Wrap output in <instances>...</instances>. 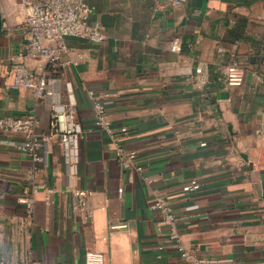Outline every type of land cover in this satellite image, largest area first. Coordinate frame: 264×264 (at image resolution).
Instances as JSON below:
<instances>
[{
    "label": "crops",
    "instance_id": "crops-1",
    "mask_svg": "<svg viewBox=\"0 0 264 264\" xmlns=\"http://www.w3.org/2000/svg\"><path fill=\"white\" fill-rule=\"evenodd\" d=\"M85 1L93 6L89 22L99 21L106 37L66 36L65 56L76 63L66 74L49 69L59 94L36 99L10 87L17 55L25 54L23 0H0V117L33 111L36 131L48 133L51 104L66 100L70 79L83 132L74 181L93 210L87 222L74 211L56 140L44 160L33 161L19 135L0 130V259L20 264L29 252L33 264H85L87 251H99L103 264H186L175 249L157 248L167 228L149 202L161 190L184 244L227 259L217 264H264V0ZM174 37L179 51L170 49ZM232 58L243 69L240 85L225 80ZM22 59L33 73L46 67L42 57ZM197 66L208 82H198ZM87 89L102 99L113 134L137 150L140 170L117 161ZM189 178L200 187L183 190ZM32 183L40 186L27 214L17 198Z\"/></svg>",
    "mask_w": 264,
    "mask_h": 264
},
{
    "label": "built area",
    "instance_id": "built-area-1",
    "mask_svg": "<svg viewBox=\"0 0 264 264\" xmlns=\"http://www.w3.org/2000/svg\"><path fill=\"white\" fill-rule=\"evenodd\" d=\"M183 0H167L166 5H177ZM24 17L22 29L25 36V54L19 53L13 68L12 88H27L36 99L54 98L59 94L60 84L48 74V71L68 73L71 60L65 56L68 51L65 42L66 36H76L90 41L100 42L106 37L102 24L99 21L89 22V16L93 6L85 0H23ZM172 51L180 50L177 37L170 41ZM220 49V48H219ZM42 57L46 67L40 72H31L23 56ZM81 57V56H79ZM198 82H208V71L203 66L194 69ZM225 80L229 85H240L243 81V69L236 58H232L225 68ZM66 100L53 101L51 104L49 131L42 134L36 131L37 117L33 111H28L22 116L0 117V130L6 134L19 135L18 146L33 161L44 160L50 150L51 140H56L61 148L62 161L68 176L69 189L73 192L75 201L73 209L79 214L82 222L92 218L93 210L87 202V191L77 187L74 181L75 166L79 158V140L83 136L80 124L75 120L76 100L70 79L64 84ZM88 97L92 104L94 123L107 130L115 146V156L122 168L127 170H140L137 150L123 144V134L114 135L111 127V117L107 112L102 99L92 89H87ZM125 132L124 126L120 127ZM14 144L12 140H6ZM33 180V172L28 177ZM40 185L32 183L28 192L22 193L17 200L24 204L27 214H31L34 205V193ZM200 187V182L195 178L185 180L181 188L193 191ZM121 191V188H119ZM48 201L50 200L47 196ZM196 205L191 206V208ZM149 208L159 213V223L166 226V242L159 244L157 248H173L186 264H217L227 259L205 257L197 248L184 244L179 238L178 216L172 201L161 190H154ZM124 224H111V227H121ZM104 239V237H102ZM0 264H6V258L0 259ZM20 264H33L30 253L23 255ZM85 264H103V255L99 251H87Z\"/></svg>",
    "mask_w": 264,
    "mask_h": 264
},
{
    "label": "water",
    "instance_id": "water-1",
    "mask_svg": "<svg viewBox=\"0 0 264 264\" xmlns=\"http://www.w3.org/2000/svg\"><path fill=\"white\" fill-rule=\"evenodd\" d=\"M1 28H2V20H1V13H0V32H1Z\"/></svg>",
    "mask_w": 264,
    "mask_h": 264
}]
</instances>
